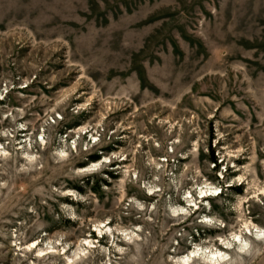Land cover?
<instances>
[{
	"label": "rangeland",
	"instance_id": "374dc122",
	"mask_svg": "<svg viewBox=\"0 0 264 264\" xmlns=\"http://www.w3.org/2000/svg\"><path fill=\"white\" fill-rule=\"evenodd\" d=\"M0 264H264V0H0Z\"/></svg>",
	"mask_w": 264,
	"mask_h": 264
},
{
	"label": "trees",
	"instance_id": "16d2710c",
	"mask_svg": "<svg viewBox=\"0 0 264 264\" xmlns=\"http://www.w3.org/2000/svg\"><path fill=\"white\" fill-rule=\"evenodd\" d=\"M99 157H95V158H93V160H97ZM211 162H213L215 165H217V159L214 157V156H212L211 157Z\"/></svg>",
	"mask_w": 264,
	"mask_h": 264
},
{
	"label": "bare ground",
	"instance_id": "6f19581e",
	"mask_svg": "<svg viewBox=\"0 0 264 264\" xmlns=\"http://www.w3.org/2000/svg\"><path fill=\"white\" fill-rule=\"evenodd\" d=\"M217 257V256H216ZM216 257H213V258H216Z\"/></svg>",
	"mask_w": 264,
	"mask_h": 264
}]
</instances>
